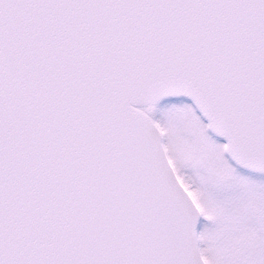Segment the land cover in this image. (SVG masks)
Instances as JSON below:
<instances>
[{
    "label": "snow or ice",
    "instance_id": "6c2138e0",
    "mask_svg": "<svg viewBox=\"0 0 264 264\" xmlns=\"http://www.w3.org/2000/svg\"><path fill=\"white\" fill-rule=\"evenodd\" d=\"M0 264H264V0H0Z\"/></svg>",
    "mask_w": 264,
    "mask_h": 264
}]
</instances>
